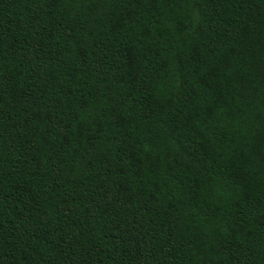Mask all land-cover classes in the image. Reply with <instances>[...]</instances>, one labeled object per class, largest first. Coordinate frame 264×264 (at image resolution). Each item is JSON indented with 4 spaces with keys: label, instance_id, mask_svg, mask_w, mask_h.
Here are the masks:
<instances>
[{
    "label": "trees",
    "instance_id": "16d2710c",
    "mask_svg": "<svg viewBox=\"0 0 264 264\" xmlns=\"http://www.w3.org/2000/svg\"><path fill=\"white\" fill-rule=\"evenodd\" d=\"M0 264H264V0H0Z\"/></svg>",
    "mask_w": 264,
    "mask_h": 264
}]
</instances>
